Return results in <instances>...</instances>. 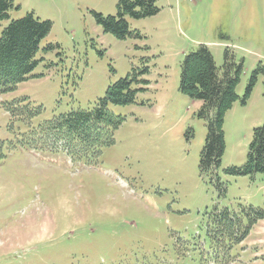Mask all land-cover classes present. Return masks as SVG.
<instances>
[{
  "label": "rangeland",
  "instance_id": "1",
  "mask_svg": "<svg viewBox=\"0 0 264 264\" xmlns=\"http://www.w3.org/2000/svg\"><path fill=\"white\" fill-rule=\"evenodd\" d=\"M155 2V15L126 14L131 32L119 38L95 14L117 16L120 0H13L0 38L29 12L51 29L28 78L0 93V264H264V172L229 171L264 124V73L245 97L264 66V0ZM200 44L220 72L227 52L242 65L212 173L199 167L202 102L180 89ZM123 78L134 95L109 104L122 117L110 146L73 157L64 139L39 143L46 120L92 107ZM243 207L247 224L261 216L246 235L217 236V213Z\"/></svg>",
  "mask_w": 264,
  "mask_h": 264
},
{
  "label": "trees",
  "instance_id": "2",
  "mask_svg": "<svg viewBox=\"0 0 264 264\" xmlns=\"http://www.w3.org/2000/svg\"><path fill=\"white\" fill-rule=\"evenodd\" d=\"M155 1L120 0L117 16H104L100 13L95 15L107 32L124 38L131 32L125 15L130 14L137 18L155 15L160 10ZM12 7L13 0H0V22L9 16ZM50 29L49 20H42L32 12L12 20L4 29L0 38V93L13 91L20 82L28 78L37 64L35 56L40 42ZM228 56L227 52L220 72L209 47L200 44L186 55L182 64L180 89L192 99L202 102L200 115L207 120V137L199 165L202 173H212L222 163L225 152L224 117L238 98L236 85L242 65L229 60ZM258 72L264 73V66H259L255 71L247 86L245 97L253 90ZM129 83L127 78H123L112 84L106 95L99 98L92 107L73 109L46 120L40 129L42 139H45L44 144L58 137L64 139L65 151L73 157L98 155L103 148L113 143L114 129L122 118L109 109V104H125L132 101L134 94L129 90ZM253 131L246 163L242 167L230 168V172L239 175L264 172V124L255 127ZM244 211L245 207L238 212L225 208L217 213L214 233L239 241L246 235L243 229L249 228L258 217L264 216L258 212L261 216L257 215L255 219L250 216L247 224L248 218L245 217Z\"/></svg>",
  "mask_w": 264,
  "mask_h": 264
}]
</instances>
